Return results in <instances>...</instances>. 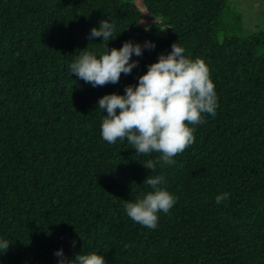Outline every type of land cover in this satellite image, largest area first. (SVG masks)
<instances>
[{"label":"trees","instance_id":"trees-1","mask_svg":"<svg viewBox=\"0 0 264 264\" xmlns=\"http://www.w3.org/2000/svg\"><path fill=\"white\" fill-rule=\"evenodd\" d=\"M226 3L0 0V241L10 243L0 264H58V250L106 264H264V31L228 33ZM145 13L159 17L146 30ZM101 20L114 25L108 43L89 38ZM129 40L155 48L133 55L138 67L117 84L70 73L79 51L99 57ZM173 43L205 62L217 114L189 125L195 141L173 165L148 170L160 154L104 141L97 102L136 85ZM158 175L176 203L148 229L125 203L153 191L144 181Z\"/></svg>","mask_w":264,"mask_h":264},{"label":"clouds","instance_id":"clouds-1","mask_svg":"<svg viewBox=\"0 0 264 264\" xmlns=\"http://www.w3.org/2000/svg\"><path fill=\"white\" fill-rule=\"evenodd\" d=\"M109 20H101L98 29H91L89 38H102V42L108 43L114 32ZM107 43L99 57L86 49L79 51L81 54L69 65L70 73L93 87L117 84L122 73L129 75L138 67L139 62L131 60L133 55L141 56L142 48H155L151 42L141 46L129 40L119 50H109ZM184 51L178 43H173L171 52L160 54L155 63L148 65L136 85L126 86L123 95H104L97 102V110L106 111L101 124L104 141L114 144L117 140H126L137 155L160 154L156 160L149 159L143 165L148 170H154L161 162L162 167L173 165V157L195 141V129L189 125L204 123L202 114L213 118L217 114V95L208 67L202 59L186 58ZM144 182L153 191L135 202H126L125 211L134 222L155 229L157 213H169L176 198L160 187L164 183L163 176H148ZM229 195L227 192L217 195L216 203L220 204ZM75 244L73 241L72 246ZM9 245L7 240L0 241V252L6 253ZM54 255L59 258L58 264H106L104 257L95 252H79L71 260L62 250Z\"/></svg>","mask_w":264,"mask_h":264},{"label":"rangeland","instance_id":"rangeland-1","mask_svg":"<svg viewBox=\"0 0 264 264\" xmlns=\"http://www.w3.org/2000/svg\"><path fill=\"white\" fill-rule=\"evenodd\" d=\"M142 7L143 0H130ZM223 24L227 32L244 38L253 32L264 31V0H227L223 9ZM159 17L144 14L141 26L146 30ZM222 35V33H220ZM264 46H262L261 51Z\"/></svg>","mask_w":264,"mask_h":264}]
</instances>
